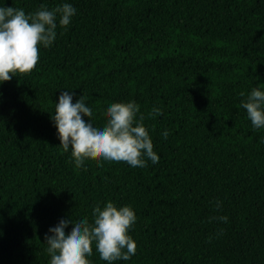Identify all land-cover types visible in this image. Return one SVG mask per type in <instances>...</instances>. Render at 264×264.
Instances as JSON below:
<instances>
[{
    "label": "trees",
    "instance_id": "16d2710c",
    "mask_svg": "<svg viewBox=\"0 0 264 264\" xmlns=\"http://www.w3.org/2000/svg\"><path fill=\"white\" fill-rule=\"evenodd\" d=\"M68 2L76 14L36 66L0 83V264H49V226L108 200L137 214L136 252L112 264H264V128L240 104L264 89V0ZM64 88L101 124L109 103L135 100L159 161L77 164L51 119ZM90 259L108 264L94 244Z\"/></svg>",
    "mask_w": 264,
    "mask_h": 264
},
{
    "label": "clouds",
    "instance_id": "9594fccd",
    "mask_svg": "<svg viewBox=\"0 0 264 264\" xmlns=\"http://www.w3.org/2000/svg\"><path fill=\"white\" fill-rule=\"evenodd\" d=\"M76 7L64 0L54 8L42 3L34 12L23 7L0 3V83L17 73L30 72L39 60V46L49 47L57 37V26H67L76 14ZM61 91L55 102L51 119L57 129L64 151L71 150L77 164L86 157L96 156L108 161H125L130 166L145 167L159 156L153 150L152 138L135 100L111 102L106 107L107 120L103 124L92 118L95 107L82 94L75 102L70 89ZM241 96L245 94L240 93ZM254 128H264V89L254 86L246 99L240 101ZM162 108L153 106L149 115H158ZM90 114V115H86ZM162 136L167 139L169 130ZM264 142V137H261ZM221 202L217 200V207ZM219 220L227 222L228 216ZM137 221L130 204L118 205L108 200L92 208L91 219L62 214L45 233L49 264H93L90 257L93 244L100 258L113 261L130 259L137 244L129 229ZM71 225L70 230L67 226Z\"/></svg>",
    "mask_w": 264,
    "mask_h": 264
}]
</instances>
